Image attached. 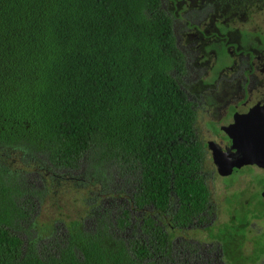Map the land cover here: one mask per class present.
Returning <instances> with one entry per match:
<instances>
[{"label": "trees", "instance_id": "1", "mask_svg": "<svg viewBox=\"0 0 264 264\" xmlns=\"http://www.w3.org/2000/svg\"><path fill=\"white\" fill-rule=\"evenodd\" d=\"M182 67L160 0H0V264H186L173 257L183 239L217 244L202 264H264V232L248 237L264 200L240 199L205 240L183 231L211 193L172 74ZM111 166L141 170L126 199L142 216L125 208L113 225L106 210L87 228V203L60 220L45 214L66 188L105 190Z\"/></svg>", "mask_w": 264, "mask_h": 264}, {"label": "flooded vegetation", "instance_id": "2", "mask_svg": "<svg viewBox=\"0 0 264 264\" xmlns=\"http://www.w3.org/2000/svg\"><path fill=\"white\" fill-rule=\"evenodd\" d=\"M160 8L170 16L176 47L183 54V67L172 74L194 112L191 142H199L203 148L199 173L205 176V182L211 181V173H206L211 162L218 176L230 178L234 174H219L212 143L234 153L227 128L237 113L259 111L257 106L264 105V0H160ZM205 115L209 119L203 123ZM201 129L210 132L209 138L200 136ZM251 166L256 165L243 166L235 176ZM211 208L210 199L207 208L192 217L193 222L183 231L206 232L216 224L217 213L210 215ZM189 255L194 256L191 252ZM195 258L200 264L210 263L212 253L203 255L199 250Z\"/></svg>", "mask_w": 264, "mask_h": 264}, {"label": "rangeland", "instance_id": "3", "mask_svg": "<svg viewBox=\"0 0 264 264\" xmlns=\"http://www.w3.org/2000/svg\"><path fill=\"white\" fill-rule=\"evenodd\" d=\"M200 115V113H199ZM209 116L205 115L203 118H201L202 122L204 123L205 120H208ZM201 127V124H200ZM209 131H206L205 129L200 130V136L209 138ZM19 164H23L22 162H19ZM136 173L132 174L131 172L127 171L125 168H114L111 166L110 171L106 172L104 174L105 177H109L108 179V187L103 190V188L98 189H91L88 188V191H81L78 194L77 197L74 196L75 191H72L68 188L65 190H62L59 194V207L57 205H52L50 207V210L45 212L46 215L49 216H57L60 218H57V220H60L64 216V213L68 216H75L76 214H81L83 212V206L86 204V209L83 212L81 216V220L85 222V226L87 228L93 227L95 228L98 226L104 216L106 214L104 213V210H108V205H113V215H111V222L113 225H116V219L119 215H122V212L124 209H128L126 213H124V216H127L128 220H134L135 217H140L143 215V212L140 208L135 206V209L133 210L131 201H127L126 194L132 195V187L136 184L135 180L136 176H140V169H136ZM206 173L209 175L211 173V181L207 179V185L210 190V199L212 201V208L210 209V215L212 213H217V218L226 221L230 217V213L232 211L238 210L236 206L239 204V200H243L242 206L244 208H255L260 207L257 206L256 200H264V196L259 197L258 194L261 192L264 188L259 185V179L261 177H264V170L256 167H244V170L239 173L237 176L232 175L230 178H222L218 176L214 168L212 167V163H208L206 166ZM30 179H36V184H38V177L37 175L30 171L28 173ZM112 178V179H111ZM135 183V184H134ZM138 183V182H137ZM95 188H98V185L94 186ZM120 188L121 191L119 193L120 200H111L110 198L106 197L107 193L112 192L115 189ZM95 191V192H94ZM97 192V193H96ZM243 194L241 196L240 194ZM235 194V195H234ZM97 195V199H94L93 197ZM253 197V198H252ZM253 199V200H252ZM99 200H103L102 207H96L93 204H90L92 202H96ZM255 201L253 204L249 205V202ZM61 211V212H60ZM231 211V212H230ZM62 224V223H61ZM252 227L251 230L248 232V237L256 236L257 233H263L264 232V217L263 218H253L252 219ZM62 228H58V232H61ZM127 230V229H126ZM125 230V231H126ZM189 233H192V230L187 229L186 230ZM59 235L62 233H58ZM186 235V234H185ZM196 238H200L202 240H205L206 234L205 232H202L201 229H196L194 231V234H192ZM191 236V235H190ZM184 240V239H183ZM182 241L181 246H176L174 248L173 257L176 259V261H181L184 258H186V264H198L196 262L195 253H197L199 250H201V253L205 255L208 251V253H214L216 248L218 247L217 244H212L210 241L207 242H201L199 246H197L194 241ZM177 241H180V239H177ZM178 244V243H177ZM176 244V245H177ZM46 244L41 243L40 244V250H44ZM208 249V250H207ZM215 249V250H214ZM54 252V250L52 251ZM178 252H181V254H178ZM189 252L194 254V256H190ZM188 256L189 259L188 260ZM181 259H178V258Z\"/></svg>", "mask_w": 264, "mask_h": 264}, {"label": "water", "instance_id": "4", "mask_svg": "<svg viewBox=\"0 0 264 264\" xmlns=\"http://www.w3.org/2000/svg\"><path fill=\"white\" fill-rule=\"evenodd\" d=\"M257 108L260 110L237 113L234 123L227 128L236 149L234 153L212 143L214 162L222 176L237 174L246 165L264 169V105H258Z\"/></svg>", "mask_w": 264, "mask_h": 264}, {"label": "clouds", "instance_id": "5", "mask_svg": "<svg viewBox=\"0 0 264 264\" xmlns=\"http://www.w3.org/2000/svg\"><path fill=\"white\" fill-rule=\"evenodd\" d=\"M108 198H110L111 200H113V193H111L110 195L107 196ZM103 204V203H102ZM102 207V205L100 206V208ZM108 210L110 213H113V205H108Z\"/></svg>", "mask_w": 264, "mask_h": 264}]
</instances>
